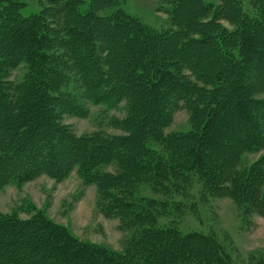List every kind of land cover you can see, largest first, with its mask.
Returning <instances> with one entry per match:
<instances>
[{
    "label": "trees",
    "instance_id": "obj_1",
    "mask_svg": "<svg viewBox=\"0 0 264 264\" xmlns=\"http://www.w3.org/2000/svg\"><path fill=\"white\" fill-rule=\"evenodd\" d=\"M48 1L56 6L27 18L18 0L0 11V187L44 167L58 179L73 161L97 180L105 213L135 236L116 253L79 241L38 210L27 220L0 213V264H231L210 237L184 235L159 219L183 210L196 184L203 199L233 200L244 224L264 219V0L250 2L253 13L241 0H168L165 32L121 8L102 18L94 6L82 11L83 0ZM182 11L194 22H183ZM99 25L106 31L94 41ZM66 63L74 68L69 79ZM17 67L27 73L13 85L5 78ZM70 79L95 103H127L123 136L65 137L73 152L49 153L46 141L65 134L53 119L75 104L63 91ZM179 108L189 113L190 129L167 133ZM35 136L44 139L41 151L30 147L7 181L10 160ZM261 151L244 164V154ZM107 165L110 174L101 172ZM143 185L152 197L136 196Z\"/></svg>",
    "mask_w": 264,
    "mask_h": 264
},
{
    "label": "rangeland",
    "instance_id": "obj_2",
    "mask_svg": "<svg viewBox=\"0 0 264 264\" xmlns=\"http://www.w3.org/2000/svg\"><path fill=\"white\" fill-rule=\"evenodd\" d=\"M18 1L24 4L21 14L26 18L33 14H43L47 11V7L56 6L49 3L48 0ZM205 1L214 4L219 2V0ZM241 1L246 12L253 13L252 8H250L252 0ZM164 2L163 0H110L107 4L104 3L106 5H102L98 1L95 2V0H83L81 4L82 11L88 9L90 5L91 7L94 6L96 10L94 14L102 18L111 16L121 8L127 14L138 18L147 29L165 32L169 29L170 19L166 15L168 13V5H166L168 0H166V3ZM5 6H7L6 0H0V11ZM45 8L47 9L45 10ZM180 13L183 22H194L191 21V14L184 11ZM65 19L70 21L69 18ZM222 23L230 31L234 29V26L225 20ZM104 28L103 25L98 26L99 33L96 32V36H93L95 37L93 38L94 41H97L100 38L99 36H104L106 31ZM100 39L102 40V38ZM81 49L83 50V47ZM101 50L104 49L101 48ZM98 61L100 67L106 64L104 57H99ZM109 62L112 63V60H109ZM71 66L72 63L65 64V73L68 79L73 76L72 71H74V68ZM26 73L27 68L17 67L10 70L5 79L13 85H18L24 79ZM112 84L113 82L110 80L106 85L109 87ZM63 91L67 97L75 101V104L64 108L59 117L53 119V123L65 134L57 133V138L54 139L55 136H52L49 141H46V149L49 153L62 149V152L65 153L70 145L67 144V140L64 142L63 138L65 137L77 143L78 139L83 138L96 137L108 140L112 137L124 135L120 125L128 115L127 103L119 100V102L117 101L112 105H109V101L95 103L71 79L67 81ZM1 125L2 123H0V128H2ZM42 129L46 130L44 126ZM42 129L39 128L40 131ZM189 129V113L183 108L176 109L173 123L168 128L167 133ZM49 136L51 137V135ZM35 137L31 143L29 142V146L19 148L16 155L10 160L12 165L7 166V177H9L7 181L11 179V173L18 171L20 165L25 162L27 158L24 157L30 147L37 149L36 151H41V147L45 144L44 139ZM34 142L38 144L35 145ZM72 152L69 149L66 154ZM262 152L244 154L242 157L244 164L252 163L259 158ZM40 155L41 153H39ZM49 161H51L49 157H44L43 162L48 166ZM69 167H71L70 170L63 173V176L58 179L48 174L49 172L44 167L42 172L31 179L6 182L5 185L0 187V213L9 216L17 214L20 220H27L31 217L33 210H38L47 219L64 227L70 235L83 243L100 246L116 253H125L128 243L135 236V230H125L119 218L109 217L105 213L97 180H91L89 176L85 177L73 161L70 162ZM100 168L101 172L105 174H110L113 171L112 166L108 165ZM40 169L42 168L40 167ZM192 194V200H183V202L188 203V205L183 206V210L179 212L172 210L167 216L159 219V226L175 224L184 235L197 233L210 237L217 243L231 264H264L263 218L257 216L254 217L251 223L244 224L242 215L233 200L210 197L203 199L201 197V185L199 184H196L193 188ZM136 196L152 197L151 186L138 187Z\"/></svg>",
    "mask_w": 264,
    "mask_h": 264
}]
</instances>
